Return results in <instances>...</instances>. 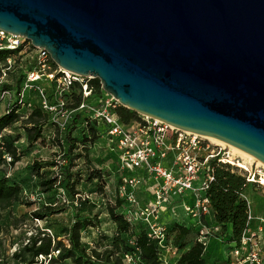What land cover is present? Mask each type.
Returning <instances> with one entry per match:
<instances>
[{
	"label": "water",
	"instance_id": "1",
	"mask_svg": "<svg viewBox=\"0 0 264 264\" xmlns=\"http://www.w3.org/2000/svg\"><path fill=\"white\" fill-rule=\"evenodd\" d=\"M0 29L122 106L264 163V0H0Z\"/></svg>",
	"mask_w": 264,
	"mask_h": 264
},
{
	"label": "trees",
	"instance_id": "2",
	"mask_svg": "<svg viewBox=\"0 0 264 264\" xmlns=\"http://www.w3.org/2000/svg\"><path fill=\"white\" fill-rule=\"evenodd\" d=\"M19 50L20 48L0 50V77L3 74V69L7 66V57H17L16 63L19 59L17 56ZM52 62L55 66L57 65L54 61ZM15 63L9 69L4 70L6 76L15 67ZM32 67L33 61L31 66L26 65L23 68V79H26L27 72ZM5 78L1 84V91H10L13 85L7 83ZM19 82L21 79L17 81L18 84ZM89 82L93 86V95L90 98H83L82 86L79 82H74L69 91L65 93L66 108L72 110L71 118L66 122L65 129H61L52 113L42 107L39 97V103L35 105L28 93L25 94L24 102H31L32 109L26 118L23 116L26 115L28 109L19 101V93L17 102L14 105L9 104L7 111L0 116V172H2L1 166L6 162L7 155L10 156V165H14L26 152H30L34 148L38 140H45L44 130L49 123L56 128L57 134L54 133V136L61 149L58 158L52 161L35 160L26 167L30 175L36 178L37 186L48 200L33 210L31 216L40 221L45 220L46 225L43 229L32 233L28 240L19 245L12 253L15 264H39L40 255L47 257L53 251H58V254L52 255L48 259V264H163L160 258V241L149 236L147 226L143 222L132 224L126 218L123 211L124 201L119 196L116 197L114 204L110 205L108 210L110 218L115 224L113 235L109 237V235H103L100 232L104 237L101 238V241L107 240L108 242V245L103 249L91 246L84 241V233L93 228L99 230L101 225L99 213H94L92 208L78 209L71 205L70 215L65 216L63 214H66L69 207L52 199L55 192L65 188L72 198L71 202L74 203L76 195L80 194L77 183L85 175L83 171L88 173L90 181L100 180L102 177L99 171H95L91 167L90 150L87 144L104 139L102 137L103 127L98 125L95 119H92L89 112L79 109L83 100L96 103L103 94L100 79L92 78ZM48 94L51 99L50 93ZM5 98L0 96V101ZM51 103L55 102L51 99ZM116 112L125 124L140 118L138 113L121 104L116 108ZM18 121L22 122L28 141V145L21 150L16 145L18 137L5 131ZM76 130H80L82 135H75ZM81 136L83 139L80 138ZM109 153L119 164L118 156L112 150ZM79 158L87 160L88 168L76 169L80 164ZM61 163L64 165V171L60 173L55 168H60ZM118 170L121 174L119 186L124 173L120 168ZM214 175L215 180L206 192L211 202L212 223L220 226V232L214 239L222 243H235L238 246L248 222L247 199L244 195L249 197L250 191L257 190V188L255 185L247 183L244 176L232 171L229 165H215ZM24 189L22 180H18L6 172L0 173V208L8 209L16 202H22ZM82 202L86 204L89 200ZM253 212L255 215H261L256 207H253ZM163 221L167 226L165 244L172 245L179 255L173 261H176L177 264H211L210 262H213L214 259L210 256L208 246L197 239L198 228L195 223L187 225L166 214L163 216ZM1 246L0 240V250ZM227 261L230 262V259Z\"/></svg>",
	"mask_w": 264,
	"mask_h": 264
},
{
	"label": "built area",
	"instance_id": "3",
	"mask_svg": "<svg viewBox=\"0 0 264 264\" xmlns=\"http://www.w3.org/2000/svg\"><path fill=\"white\" fill-rule=\"evenodd\" d=\"M20 48L18 57L29 55L33 67L27 72L24 87L19 92V101L27 107L26 118L31 112V102L25 103L26 91L34 90L42 107L51 112L54 120L65 129L72 110L67 109L65 93L74 82L82 86L83 98L93 95L92 77H83L53 64L48 51L34 47L26 38L0 29V50ZM17 57L9 56L0 77V96L7 97L8 91H1L6 73ZM46 86H54L57 100L51 103ZM119 101L106 93L96 103L85 100L80 110L90 113L98 125L102 126V137L110 150L117 156L120 170L124 173L118 186V196L124 201L123 211L132 223L143 222L149 236L160 241V258L163 264H177L178 257L172 245L165 244L167 226L163 216L184 224L195 223L198 228L197 239L205 246L217 237L220 226L211 224L210 198L206 195L215 180V165L225 164L238 169L246 182L255 185L264 195V164L235 154L229 147L214 142L211 138L183 130L159 119L140 115L139 120L123 123L116 108ZM59 115L63 118L59 120ZM150 192L153 199L146 205L139 203L137 194ZM248 206L247 228L237 246L229 243L230 264H264V215H255L252 203L246 195ZM174 204V205H173ZM172 205V206H170ZM40 221V220H38ZM232 248V250L230 249ZM51 254L40 255L48 260ZM127 257L130 259L129 255Z\"/></svg>",
	"mask_w": 264,
	"mask_h": 264
},
{
	"label": "rangeland",
	"instance_id": "4",
	"mask_svg": "<svg viewBox=\"0 0 264 264\" xmlns=\"http://www.w3.org/2000/svg\"><path fill=\"white\" fill-rule=\"evenodd\" d=\"M32 59L30 56L23 54L19 57L15 63V67L6 76L7 83L13 85V88L7 92V97L0 101V116L3 115L8 108V105H14L18 100V93L24 87V80L22 75L24 74V67L31 66ZM58 66V65H57ZM21 79L19 84L17 81ZM48 93L51 95L53 102H56V93L54 86H46ZM31 96V99L35 105H38V96L34 90L30 92L26 91V94ZM70 98V96H69ZM140 115V114H139ZM60 119L63 117L59 115ZM6 132L11 133L13 136L18 137L16 145L19 149H24L28 145L26 133L22 127V122H16L12 127L7 128ZM78 132V133H77ZM54 133L57 134L56 128L49 123L44 130L45 140H38L34 145V148L30 152H26L22 158L16 162L14 165H10V156L7 155L6 162L2 164V172H6L8 175L16 177L18 180H22L24 184L22 202H16L13 206L8 209L0 208V240L2 242L0 250V264H15L12 259V253L19 247V245L24 244L30 237L32 233H35L38 229H43L46 225V221H38L31 216L33 210L37 209L44 204L47 200V196L43 195L41 190L36 184V178H33L29 171L27 170V165L31 164L35 160H49L52 161L58 158L61 151L57 144L56 137ZM75 135H82L80 130H76ZM83 139V136L80 137ZM83 143V142H82ZM89 146V159L92 169L99 171L102 175L101 179L88 180V173L83 171V175L77 183V189H79L80 194L76 195L74 203L71 202V197L65 190V188L59 189L54 193L52 199L56 200L58 203L69 207L66 214L70 215L71 205L74 208H88L93 210L94 213H99L101 225L99 230L97 228L90 229L84 233V241L89 243L91 246H98L101 249L105 248L108 244L107 240L101 236L103 235H113L115 231V224L112 222L109 215V207L114 204L116 197L118 196V184L120 181L119 164L116 162L115 158L110 155V150L108 148L107 142L102 139L96 142H91L87 144ZM109 151V152H108ZM235 154H238L235 152ZM241 156V155H240ZM242 157V156H241ZM80 163L76 169H85L87 166V160L84 158H79ZM63 163L60 164V168L57 167L60 173L64 171ZM231 168V166H229ZM232 169V168H231ZM236 173L240 174L238 169H235ZM77 178V176H76ZM139 192L137 198L140 204L146 205L148 201L153 199L150 192ZM249 199L252 206L264 215V195L260 189H253L249 193ZM89 200L86 204L85 202ZM82 202V203H81ZM174 205V204H173ZM72 206V207H73ZM172 206V205H170ZM169 215V212H167ZM17 219V221H16ZM229 243H222L215 239L210 240L208 244V251L210 256L214 259L211 264H230L227 261ZM232 250V248H230ZM39 264H48V260L42 258Z\"/></svg>",
	"mask_w": 264,
	"mask_h": 264
},
{
	"label": "bare ground",
	"instance_id": "5",
	"mask_svg": "<svg viewBox=\"0 0 264 264\" xmlns=\"http://www.w3.org/2000/svg\"><path fill=\"white\" fill-rule=\"evenodd\" d=\"M214 142L216 143H219V144H223V145H226L227 147H229L234 153H238L239 155H241L242 157H244L245 159H249V160H252V161H258L260 163H263L262 161H260L259 159H257L256 157H254L253 155L235 147V146H232V145H229L227 143H224L218 139H215V138H211ZM264 164V163H263Z\"/></svg>",
	"mask_w": 264,
	"mask_h": 264
},
{
	"label": "crops",
	"instance_id": "6",
	"mask_svg": "<svg viewBox=\"0 0 264 264\" xmlns=\"http://www.w3.org/2000/svg\"><path fill=\"white\" fill-rule=\"evenodd\" d=\"M118 162H119V161H118ZM207 220H208L209 222H211V224H214V223H212L213 221H212L211 215L207 217ZM227 259H229V258H227ZM230 260H231V259H230Z\"/></svg>",
	"mask_w": 264,
	"mask_h": 264
}]
</instances>
